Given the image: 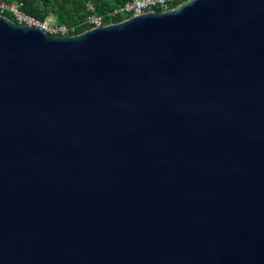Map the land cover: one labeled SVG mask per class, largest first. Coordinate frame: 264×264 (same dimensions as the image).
Instances as JSON below:
<instances>
[{
  "label": "water",
  "instance_id": "obj_1",
  "mask_svg": "<svg viewBox=\"0 0 264 264\" xmlns=\"http://www.w3.org/2000/svg\"><path fill=\"white\" fill-rule=\"evenodd\" d=\"M122 13L0 15V264H264V0Z\"/></svg>",
  "mask_w": 264,
  "mask_h": 264
},
{
  "label": "trees",
  "instance_id": "obj_2",
  "mask_svg": "<svg viewBox=\"0 0 264 264\" xmlns=\"http://www.w3.org/2000/svg\"><path fill=\"white\" fill-rule=\"evenodd\" d=\"M91 1L95 7V13L103 16V25H108L122 21L120 15L111 16L110 14L128 0ZM184 1L186 0H176L174 6ZM0 2L19 3L24 14L40 22L53 17L57 26L63 25L68 29V35H77L91 28L85 23L88 13L85 8L86 0H0ZM2 15L14 21L10 13L5 12Z\"/></svg>",
  "mask_w": 264,
  "mask_h": 264
},
{
  "label": "built area",
  "instance_id": "obj_3",
  "mask_svg": "<svg viewBox=\"0 0 264 264\" xmlns=\"http://www.w3.org/2000/svg\"><path fill=\"white\" fill-rule=\"evenodd\" d=\"M175 1L176 0H128L122 7H118L111 12L110 15H120L123 20L126 16L122 11L127 14V16H137L146 12H164L174 8ZM85 8L88 12L85 23L90 25L91 28L103 26V16L95 13V7L91 0H86ZM5 12L10 13L14 21L18 24L34 26L55 36H68V29L65 26L50 25L46 21L40 22L34 19L21 11V5L19 3L0 2V15Z\"/></svg>",
  "mask_w": 264,
  "mask_h": 264
},
{
  "label": "rangeland",
  "instance_id": "obj_4",
  "mask_svg": "<svg viewBox=\"0 0 264 264\" xmlns=\"http://www.w3.org/2000/svg\"><path fill=\"white\" fill-rule=\"evenodd\" d=\"M46 22L50 25H56L55 19L53 17H48Z\"/></svg>",
  "mask_w": 264,
  "mask_h": 264
}]
</instances>
